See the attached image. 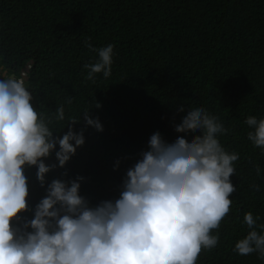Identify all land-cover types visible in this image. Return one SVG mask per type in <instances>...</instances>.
<instances>
[{
	"label": "trees",
	"instance_id": "1",
	"mask_svg": "<svg viewBox=\"0 0 264 264\" xmlns=\"http://www.w3.org/2000/svg\"><path fill=\"white\" fill-rule=\"evenodd\" d=\"M0 60L16 75L33 61L26 81L33 104L46 116L57 106L66 120L89 109L102 132L84 128L85 143L66 165L70 177L84 176L81 193L91 201L114 198L125 169L149 136L165 140L176 133L188 106L200 105L228 131L220 136L228 151L239 153L230 180L233 203L217 230L216 247L196 264H264L256 253L238 255L235 242L247 231L245 212L264 223V152L247 140L244 120L264 117V0H0ZM99 48L113 44L111 75L85 80L86 63ZM71 96L72 103H65ZM99 105L97 107L96 105ZM67 129L65 128L64 131ZM119 167L114 171V164ZM255 166L261 168L257 177ZM64 171L57 169L49 179ZM27 169L29 200L43 189ZM255 183L259 191L250 186Z\"/></svg>",
	"mask_w": 264,
	"mask_h": 264
},
{
	"label": "clouds",
	"instance_id": "2",
	"mask_svg": "<svg viewBox=\"0 0 264 264\" xmlns=\"http://www.w3.org/2000/svg\"><path fill=\"white\" fill-rule=\"evenodd\" d=\"M84 46L96 57L83 65L85 80L108 78L113 44L93 48L85 39ZM32 64L18 76L0 60V264H196L202 250L216 247L214 230L233 203L230 176L239 159L221 144L228 129L217 116L198 104L181 109L174 131L198 134L168 141L152 133L125 169L118 195L93 202L81 193L86 178L70 177L66 165L85 143L84 128L73 125L82 118L85 128L102 132L103 126L87 109L54 131L53 121L66 120L65 108L57 106L51 116L36 108L26 82ZM244 123L247 140L264 152V117L249 115ZM33 168L44 192L35 204L26 175ZM57 169L64 171L49 179ZM261 171L255 166L257 177ZM259 221V215L244 213L247 231L235 242V253L264 260Z\"/></svg>",
	"mask_w": 264,
	"mask_h": 264
},
{
	"label": "flooded vegetation",
	"instance_id": "3",
	"mask_svg": "<svg viewBox=\"0 0 264 264\" xmlns=\"http://www.w3.org/2000/svg\"><path fill=\"white\" fill-rule=\"evenodd\" d=\"M0 7H1V4H0Z\"/></svg>",
	"mask_w": 264,
	"mask_h": 264
}]
</instances>
